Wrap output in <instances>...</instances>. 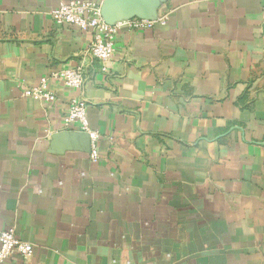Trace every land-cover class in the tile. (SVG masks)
<instances>
[{"label":"crops","instance_id":"obj_1","mask_svg":"<svg viewBox=\"0 0 264 264\" xmlns=\"http://www.w3.org/2000/svg\"><path fill=\"white\" fill-rule=\"evenodd\" d=\"M60 1L0 0V228L34 249L1 264H264V0H94L155 20L119 30L108 73ZM77 65L82 88L25 94Z\"/></svg>","mask_w":264,"mask_h":264},{"label":"built area","instance_id":"obj_2","mask_svg":"<svg viewBox=\"0 0 264 264\" xmlns=\"http://www.w3.org/2000/svg\"><path fill=\"white\" fill-rule=\"evenodd\" d=\"M53 19L62 25H76L84 33H90L92 39L88 52L100 60L103 72L110 71V63L115 51V41L119 30L126 26L130 29L152 27L154 19L128 18L110 23L102 14V4L94 0H61L52 10ZM50 80H58L70 89H80L86 81V73L81 65L63 68L44 76L38 87L25 90V94L48 102L56 100V92L50 90ZM88 101L80 96L70 98L63 124L66 128L77 126L89 137L90 158H99V133L90 125L88 118ZM32 243L23 240L15 228H0V264L13 255L28 258L33 254Z\"/></svg>","mask_w":264,"mask_h":264},{"label":"water","instance_id":"obj_3","mask_svg":"<svg viewBox=\"0 0 264 264\" xmlns=\"http://www.w3.org/2000/svg\"><path fill=\"white\" fill-rule=\"evenodd\" d=\"M102 14L106 18V20L109 21L110 23H113V22H115L117 20H120V19H128V18H131V17H126V18H120V19L118 18V19H115V20H111V19L107 18V16L105 15L104 10H103V6H102ZM142 18L153 19L152 17H142Z\"/></svg>","mask_w":264,"mask_h":264}]
</instances>
